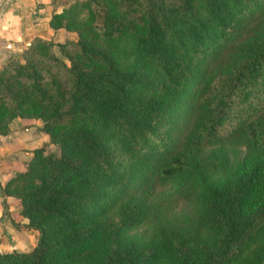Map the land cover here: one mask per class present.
<instances>
[{"label": "trees", "instance_id": "1", "mask_svg": "<svg viewBox=\"0 0 264 264\" xmlns=\"http://www.w3.org/2000/svg\"><path fill=\"white\" fill-rule=\"evenodd\" d=\"M123 1L145 31L121 56L98 42L119 23L98 14L90 38L60 11L50 26L76 41L35 38L0 67V113L32 105L59 148L2 186L38 239L0 264L264 262V0ZM170 182L181 215L159 201Z\"/></svg>", "mask_w": 264, "mask_h": 264}, {"label": "rangeland", "instance_id": "2", "mask_svg": "<svg viewBox=\"0 0 264 264\" xmlns=\"http://www.w3.org/2000/svg\"><path fill=\"white\" fill-rule=\"evenodd\" d=\"M63 11L61 20L67 23L73 30H81L85 32V36L99 38V32L96 29L98 26V14H103L111 20L120 24V30L115 34L112 39L98 40L99 44L108 48L109 54L118 57L127 52L133 43V38L137 33L145 31V16L143 11H140L134 6L123 0H58ZM169 6H177L180 0H166ZM71 40L76 41L78 35L75 32L70 33ZM100 39V38H99ZM69 49V47H68ZM53 55L64 59L56 45L52 47ZM45 51H48L46 49ZM49 52H45V59L48 60ZM22 61V59H21ZM48 62H53L48 60ZM48 64V63H46ZM88 68H93L92 64L85 65ZM20 110L24 111L23 115L16 117H8L9 112L7 109L1 110L0 121L5 124L1 127L6 133L0 134V151L6 150L8 155H2V160H8L6 164L8 170H11L9 177L0 183V199L1 209V224L0 229L4 233L0 237V252H10L15 250L21 253L30 252L37 243L38 232L31 229L30 232L26 228L27 220L21 215L22 205L20 198L14 195H4L2 186H4L9 178L16 173L24 172L27 169L29 161L33 157L35 149L44 147L45 152H57L58 145L52 137L43 128L44 123L41 118L36 117L34 114L35 108L32 105H22ZM63 129V126H58L53 129L55 135ZM234 150V157L239 159L243 156L244 147H232ZM4 168V170H6ZM157 194L162 195L159 201L162 203L163 208L169 210L173 215H181L189 210V206L182 202L180 196L175 193L173 183H166L158 186ZM10 197L18 203V210L14 215V219L10 216L9 205L5 202ZM5 202V203H4ZM17 220V223L16 221ZM22 229V230H21ZM152 226L150 223L139 226L138 228L130 229L128 234L135 238L140 236L149 237L151 234ZM11 232L7 235L6 232ZM24 232L34 235L29 241V238ZM144 238V239H147ZM4 243L3 247L1 244ZM260 264H264L261 262Z\"/></svg>", "mask_w": 264, "mask_h": 264}, {"label": "crops", "instance_id": "3", "mask_svg": "<svg viewBox=\"0 0 264 264\" xmlns=\"http://www.w3.org/2000/svg\"><path fill=\"white\" fill-rule=\"evenodd\" d=\"M60 11L61 5L58 0H0V67L8 59L21 53L35 38L59 42L70 38V33L64 29L55 30L50 26L52 15ZM7 153L6 150L0 151V183H3L11 173L6 165L9 161L2 160L1 157L9 154ZM5 202L10 206L8 208L10 216L14 219L18 203L10 197ZM1 209L0 204V224ZM14 221L17 223V220ZM30 231L31 229L28 232ZM3 233L4 231L0 229V237ZM24 233L29 241L35 237V234ZM6 234L11 235V232L7 231Z\"/></svg>", "mask_w": 264, "mask_h": 264}]
</instances>
